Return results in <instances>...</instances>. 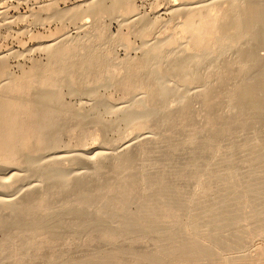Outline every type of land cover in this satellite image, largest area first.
Returning <instances> with one entry per match:
<instances>
[{
	"label": "bare ground",
	"instance_id": "6f19581e",
	"mask_svg": "<svg viewBox=\"0 0 264 264\" xmlns=\"http://www.w3.org/2000/svg\"><path fill=\"white\" fill-rule=\"evenodd\" d=\"M185 2V5H175L171 10L173 18L179 20V34L170 36V39L164 42H160V37L158 38L162 34V30H158L162 25L151 22L149 17H141L132 0H116L115 9L111 11L112 18L119 21L122 29L128 28L130 34L147 38L141 49H137L132 44L129 34L125 35L123 30L117 35H111L108 32V38L105 40V31L100 28V22L96 20L92 24L83 25L82 30L80 29L82 35L79 34L75 38L69 35L65 37L67 36L65 35L62 40L59 38L52 44L43 46L41 49L46 53L48 62L41 64L42 66L39 65L42 68L38 66L42 69L39 70V73H28L20 79L7 73L2 74L3 76L0 78V235L5 236V240L1 239L2 242H5L0 241L2 243L0 244V264L6 262L13 264L27 252L34 255L42 253L43 255L47 253L44 252L45 249L51 250L58 245V250L61 249L60 246L63 249L64 246L69 249L71 245L76 250L77 246L74 245H79L84 241L104 244L105 240V244L110 247L105 249L104 253L107 255L113 254L112 249L117 248L115 246L118 242H121L119 243L120 247L128 242L127 244L130 245V249L127 250L129 251L128 256H123L127 261L130 260L126 256L130 257L131 254L135 256L137 253L136 255L139 257L144 253L143 259L140 258L144 261L143 263H166L167 259H163L164 256H159L161 252L156 251L155 254H151L152 252L146 248L140 247L142 239H130L125 234H134L133 231L138 230L140 236L143 234L141 232H146L145 226L140 224V220L143 221L144 217L148 218H145V221H157L160 225L166 221V196L168 193L166 186L164 187L162 180L151 182L150 177L143 171L149 158L150 147L157 138V132L174 120L177 121L173 122V125L178 120L181 123L180 121L184 119L186 114L184 106L188 102V97L180 92L181 85L199 80L201 74L206 73L207 75L211 71H201V68L209 60L215 64L219 59L226 60L225 67L232 69L244 61L245 67L250 68L248 66L250 60L253 65L259 67L256 76L264 78V54L260 52L264 48V0H185ZM105 3L106 0H97L91 2L87 8L79 6L69 12L57 11L53 18L60 21H74L82 13L98 14L99 9L106 8ZM124 4L127 6L125 10H122ZM152 31L153 33L157 31L158 42L149 39ZM102 37L104 40L101 39ZM114 43L117 44L116 47H123L127 50L125 59H119L109 51L113 45H116ZM135 50L142 52V56L138 58L139 60L136 58V62H134L135 58L131 59V52ZM232 52L235 53L233 54L235 57L229 60L228 57ZM186 58L190 59L188 63L179 64V61ZM176 61L178 63L170 64V62ZM0 62V66L4 67L2 58ZM210 64L209 67H211ZM245 67L243 73L249 74ZM1 69L6 72L3 68ZM32 71L34 70L31 69V73L36 72ZM232 71L223 72L221 77L231 74ZM136 74L139 75V77L136 76L138 77L136 82L142 80L143 83H146L145 86L143 83H134ZM176 77H178V84L177 82L173 84V79ZM97 86L107 89L124 86L129 93L127 95L123 93L128 99L123 104H127L128 107L119 105L107 112H91L92 110L84 108L66 107L68 104L65 103V98L68 95L79 96L85 91V95L93 98L95 94L87 89ZM155 89L158 92V98H170V100H166L165 103L159 102L156 108L151 110L146 101L155 95L153 93ZM256 89L254 84L247 88L239 86L230 93V96L228 95L230 97L228 103L234 102L239 97L243 98L245 102H249L259 95V104L254 105L259 107L264 104V94H259ZM67 90L69 93L66 92ZM205 92L206 90L199 91L191 98L206 97L207 93ZM109 100L104 98L103 104L108 106ZM91 102L93 101L91 100ZM231 102L229 107L234 105L232 103L231 106ZM103 113H108L105 115L112 117L108 123L107 120H104ZM90 118L101 130L111 127L120 129L123 126L129 130L125 132L126 134L120 135L115 142L106 144L108 146L103 144L100 148L89 149L86 148L87 144L96 136L84 130V124ZM65 120L67 122H64ZM109 123H112V126H108ZM56 130L73 131L75 141L70 144L61 143L59 141L61 135L55 134ZM128 132L132 136H126ZM198 136L196 134L188 136V140L185 143L182 142L183 146L193 145ZM166 146L171 147L170 144ZM165 154L166 150H162L161 156ZM77 164L82 168L79 170L73 168ZM104 179L105 182L106 179L111 181L106 184ZM206 185L209 190L210 187L208 184ZM154 187L156 190L154 189L152 192ZM247 190L251 192L253 189L251 190L247 186ZM137 191L149 193L146 197L147 201L139 207L137 215L136 212L133 215L131 212L129 215L126 211L129 213L131 210L127 208L126 210L124 207L132 204L134 193ZM98 192L102 194L99 193V195ZM118 195L122 196L119 199L124 202L120 205L114 203V198ZM97 201L101 202V205L92 210L90 207ZM191 201L193 200L191 199ZM114 204L119 205V208ZM150 206L155 207L152 218L148 216L149 209L151 211ZM225 208L226 206L218 208L219 211L224 212L222 214L215 213H219L215 208L214 215L226 216ZM134 215L136 218L132 217ZM183 215L188 219L185 214ZM212 216H210L211 219L214 218ZM252 216L253 211L247 214L248 218ZM66 217L73 218V220L68 219L69 222H76L74 223L76 226L69 225L73 228L76 227L73 229L74 231L72 227L69 231L67 229L69 227L60 224H68ZM219 217L222 216L217 218ZM243 218L246 217H242V220H244ZM225 219L224 221H226ZM216 220L218 222V219ZM216 220L213 222L215 223ZM228 220L220 227L225 231L231 226L229 223L231 220ZM209 222H211L210 219ZM106 223L108 226L110 225L109 229L102 228ZM107 224L104 226L105 228L108 227ZM182 226L180 228L182 232L180 229L179 231L173 230L174 234L171 231H166V227L160 226L159 233L161 236H175L180 232L185 235ZM65 229L69 233L73 231L75 236L71 233L69 236H72H66ZM94 230L95 233H91ZM79 232L83 234L86 232L87 235L91 233L89 238H93L90 240L86 234L79 236ZM121 234L124 235L122 238H120ZM118 238L121 241H118ZM82 246L85 247L88 244ZM216 246L219 248L218 250L200 241H187L184 243V247L181 245V248L185 249L181 250L183 251L181 253H184L181 255L184 256H180L192 258L190 256L195 255L193 252L200 251L205 258L209 256L222 259L223 253L220 252V249L223 250L222 252H226L228 249L222 245ZM123 248L125 249L124 246ZM97 250L99 251V249ZM130 250L134 252L132 253ZM8 251L11 255L6 256L15 255L14 258L7 257L8 260L6 259L4 254H7ZM60 251L65 253V249ZM117 251H114L115 254L120 253ZM120 251L122 250L120 249ZM123 251L126 253L122 254H127L126 249ZM49 252L50 255L56 254V252ZM100 253H103L102 250ZM191 253L193 255H190ZM50 255L49 257L53 259V256ZM134 256L133 259L136 258ZM112 257L114 260L106 257L104 261L112 260L110 262L112 264L115 262L122 264V261H118L117 257H115L116 259L114 256ZM181 257L177 258V261H182ZM56 259L58 261V257ZM27 261H20V264L28 263ZM59 261L69 264L65 259H59ZM100 261L103 263V260ZM137 263L138 261L135 264ZM28 264L34 263L31 261ZM105 264L107 263L105 262Z\"/></svg>",
	"mask_w": 264,
	"mask_h": 264
},
{
	"label": "rangeland",
	"instance_id": "374dc122",
	"mask_svg": "<svg viewBox=\"0 0 264 264\" xmlns=\"http://www.w3.org/2000/svg\"><path fill=\"white\" fill-rule=\"evenodd\" d=\"M94 1L97 0H0V60L2 58L5 63H3V65H5L4 67H7L5 69L3 66H0V78L3 76V73L10 74L14 77L17 76V78L19 77L18 79H20V77H24L25 74L27 75L28 73H39V70H42L41 64H46L48 62L46 53H44L41 49L43 46L50 45L59 38L62 40V37L65 35H67L65 37H68L69 35L72 38L77 37L79 34L82 35L83 33H81V30L83 25L89 23L92 24L96 20L100 22V28L105 31V40L108 38V32L111 35H117L121 30H123L125 35L129 34L132 44L137 47V49H141L143 47L145 40L147 39L146 37L130 34V30L128 28L122 29L119 21L112 18L111 11L115 9L114 5L116 0H106V8L99 9L98 14L82 13L74 21H60L53 18L57 11L69 12L79 6L87 8V6ZM132 1L138 8L141 17H149L151 22H157V24L162 25L158 29L162 30V34L158 36L156 35L157 31H154V33L152 31L149 36L150 40L154 39L155 42L156 40L157 42L159 40L160 42H164L165 40L170 39V36L179 34V20L173 18L171 10L175 5H185V0ZM124 5V8H121L122 10L126 9L127 5ZM157 36L158 38L160 37L159 40L156 38ZM104 37L101 39L104 40ZM92 45L89 46L91 47ZM116 46L117 44L113 45L111 47L112 49L109 51H111V53L116 55L119 59H125L127 56V50L123 47ZM260 52L261 54H264V48H262ZM233 54L235 53L232 52L229 55V60L235 57ZM131 56V59L135 58L134 62H136V58L139 60L138 58L142 56V52L140 50L132 51ZM189 61L190 59L186 58L181 60V62L179 61V64L183 65L185 62L188 63ZM225 61H223V59H219L215 64H212L211 62L213 61L211 60L210 62L209 60L208 63H211V67H209V64L207 63L203 66L204 69L201 68V71H211L208 72L209 74H201L199 75V80L181 85L180 92L188 97V102L184 106V113H186L184 119L180 121L181 123H179V120L176 124L174 123L176 126L172 124L177 121L174 120L168 123L169 125H166L165 128L159 130V132H157L155 143L149 150V158L143 173L150 177L151 182L162 180L164 187L166 186V190L168 191L166 196V221H164V223L160 222L162 224L160 225L157 221H145V218L147 217L142 218L143 221L139 218H132L133 220H140V224L145 226L144 229L146 232L140 231L143 234H140L139 236L138 230H134V234L129 233L125 235L130 239L145 240L140 243V247L146 248L152 252L151 254H155L156 251L161 252V255L159 256H164L163 259H167L166 263L162 262V264H264V104L259 107L254 106L255 104H259V95L252 98L249 102H245V100L241 97L236 98L234 102L230 101L231 106L234 104L233 107H229L230 102L228 103L230 100V93L235 91L239 86L247 88L248 86L254 84L257 88L256 91L259 94H264V78H262L263 76L261 78L256 76L259 67L257 65H253L250 60L248 61L251 63L248 65L250 68L245 67V64H243L245 62L244 61L242 64L235 66L233 69L231 67L226 68ZM171 63L175 64L178 62H170V64ZM244 67L248 70L249 74H246L245 72V74L243 73ZM1 68L6 70V72L2 71ZM31 69L34 70L32 72H36L31 73ZM230 70H233L231 74L221 77L223 72H228ZM136 76L139 77V75L136 74L134 76V83H143L140 78L141 82H136V79H138ZM175 82L178 84V77L173 79V84ZM143 85L145 86L146 83L144 82ZM99 86L92 87L93 89H87L95 94V97L93 98L85 95V91H83V93L79 96L68 95L65 98V103L68 104L66 107L75 109L84 108L90 111L92 110L91 112H107L112 108L119 107V105L120 107H128L127 104H123L128 101L127 97L123 93H126V95L129 93L124 86H119L115 89H107L106 87L98 88ZM202 90H206V97H194V99H192L194 94L199 91L202 92ZM156 91L157 90L155 89L153 92L155 95H152V98L146 101L150 105L149 109L151 110L155 109L159 102L165 103L166 100H170V98H158V92ZM66 92L69 93L68 90ZM104 98L105 100L110 99V104L108 106L103 104ZM91 100L93 102H91ZM103 114L104 120H107L108 123L112 117L105 115L108 113ZM74 121L72 122L74 123ZM64 122L67 121L65 120ZM108 126H112V123H109ZM84 130L89 134L96 135L95 138L90 140L86 146V148L93 149L95 147L100 148L103 144L108 146L106 144L115 142L119 139L120 135L126 134L125 132L129 129L127 130V128L123 126L120 129L111 127L106 130H101L100 127L96 126L94 120L90 118L89 121L84 124ZM130 132H132V130H130ZM130 132H128L129 134L127 133L126 136H132ZM199 133L200 137L198 136ZM55 134L61 135L59 141L63 144H70L75 141L73 131L70 132V130H68L61 132L60 130H56ZM194 134L198 136L196 140L198 143L196 144L195 141V143L191 146H183L182 142L185 143V141L188 140V136H192ZM167 144H170L171 147H167ZM162 150H166V154L163 156H161ZM73 168L79 170L82 166L77 164ZM109 176L111 175L109 174ZM111 178L109 177V179ZM111 180L106 179L105 182L104 179V182L108 184ZM206 184L210 187L209 190L207 189L208 187ZM247 186L249 189L253 190L248 192ZM154 189L156 190L154 187L152 192ZM101 192H98L97 194H102ZM148 194L145 193V191H137L134 193L133 202H131L132 204L129 203L130 205H126L124 207V209L127 208L128 210H131L129 213L126 211V213L130 215L132 212L131 214L133 215V213L136 212L137 215V212L140 210L139 207H141L143 203H146V197H148ZM193 194L196 196L193 197ZM119 196L120 195L114 198V203L116 202L115 204L120 205V203L124 202L119 199L122 196ZM191 199L194 202L191 201ZM115 204L114 206H117ZM99 205H101V202L97 201L90 208L93 210ZM119 205L117 208H119ZM121 205L123 206L124 204ZM186 205L188 210L191 209V211L187 210ZM127 206H130V208ZM220 206H226V216L218 215L222 217L217 218V214L224 213L221 212L222 210H218V208H221ZM150 207L151 211L149 209L148 216L152 218L155 207ZM215 208H217L216 211H219V213L215 212ZM184 211L185 213H183ZM251 211H253V216L248 218L247 214ZM213 212L217 214L214 215ZM210 213L214 216L209 215ZM183 214H185L188 219H186V217L184 218ZM136 215L132 217L136 218ZM210 216L214 217L212 218L213 220L218 219V222L216 220L214 223ZM242 217L246 218H243L244 220H242ZM66 218L68 224H60L69 227L64 228H67L70 231L72 226L69 225L76 222H69L68 219L73 220L72 217ZM229 218H231V222H229L231 226L225 231L220 227H222V224L227 222ZM209 219L211 222H209ZM224 219L226 221H224ZM220 220L223 223L219 222ZM64 221L67 222L66 219H64ZM106 224H104V226ZM181 225H183L182 227L186 233L185 235L181 233ZM104 226L102 227L104 229L110 228V225L108 226V224V227L105 228ZM160 226L166 227V231L172 232L173 230L179 231L180 229L181 232L179 235L175 236H161V233H159ZM74 228L72 227V230ZM73 231L70 233L73 234ZM70 233L66 230L65 234L70 237L72 236H69ZM91 233H95V230ZM81 234L83 233H80L79 236H82ZM85 234L87 235L85 232L83 236H85ZM90 234L87 235L88 238L92 235ZM123 236L124 235L120 238ZM4 237L5 236L0 235L1 242L2 238L5 240ZM92 238L93 237H90L89 239L91 240ZM129 238L127 239L129 240ZM118 241L121 240L118 238ZM187 241H200L207 246H213L214 249L217 250L219 248H216V245H222L228 250L226 252H222L223 250L220 249V252L223 253L222 259L209 256L208 258H205L202 256L200 251H197L193 252V254H195L194 256H190L192 258H188L189 256L186 257L185 255V257L189 259L188 260L181 257L184 256L181 255L184 254L181 253L183 252L181 250L185 249L181 248V245L184 247V243ZM103 242L104 244L102 242L87 243L84 241V243L79 244L80 246L74 245L77 246L76 250L73 245H71L69 249L64 246L66 254L63 251H60L61 249L64 250L62 246H60L59 248L61 249L58 250L59 245L51 250H44V252L47 253L49 251H52L53 253L56 252L55 255L52 253V255H50V252L48 254L45 253L47 255H42V253H40L41 255H34L27 252L22 258L14 263L20 264V261H27L28 259V263L32 261L34 264H53V262L54 264H62L63 261L60 262L59 259H65L66 263L69 264H95L96 261H99L96 262V264H99L101 262L100 260H103V263L101 262V264H105V262L107 264H112L110 263L112 261L110 259H113L111 256H114V258H118V261H122V264H135L137 261V264H147L143 263L144 261L140 259L143 257L144 253L142 256L140 255L141 257H137L136 252V254L134 253L135 256L131 254L129 255L131 258L127 257L129 252L127 250L130 249V245L127 244L128 242L125 244L123 243L124 245L121 247L119 244L121 242H118L115 246L117 248L120 247L118 251L117 248H113L114 250L112 249L113 254L116 253L114 251L120 252L115 254L117 256L112 253L108 255L107 253H104L105 249L110 247L108 244H105L106 240ZM85 244H88V246H82ZM123 246L125 247L127 254L123 251L125 250ZM97 249H99V251ZM120 249L122 251H120ZM101 250L103 253H100ZM57 252H61L58 253L61 255H58ZM123 252L125 253L122 254ZM131 252L133 253L134 251L132 250ZM150 252L149 255L151 256ZM9 253L10 252L8 251L7 254H4L6 259L7 257L9 259L14 258L15 255H12L13 257L6 256L11 255ZM193 254L191 253L190 255ZM49 255L53 256V259L49 257ZM124 255H127L126 258L130 261H127L123 257ZM103 256L110 258L106 259L110 260V262L104 261L106 257L103 258ZM133 256L136 258L133 259ZM57 257L58 261L57 259L55 260ZM180 257V260L184 263L182 261H177V258ZM7 263L8 262L4 264ZM63 264H65V262H63ZM113 264H116V262Z\"/></svg>",
	"mask_w": 264,
	"mask_h": 264
}]
</instances>
